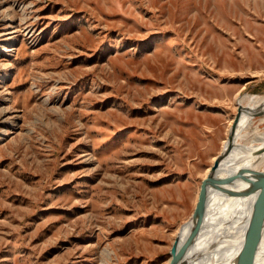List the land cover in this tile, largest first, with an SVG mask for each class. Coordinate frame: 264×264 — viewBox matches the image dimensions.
Returning a JSON list of instances; mask_svg holds the SVG:
<instances>
[{
    "label": "rangeland",
    "instance_id": "1",
    "mask_svg": "<svg viewBox=\"0 0 264 264\" xmlns=\"http://www.w3.org/2000/svg\"><path fill=\"white\" fill-rule=\"evenodd\" d=\"M247 94L264 0H0V264H167Z\"/></svg>",
    "mask_w": 264,
    "mask_h": 264
},
{
    "label": "bare ground",
    "instance_id": "2",
    "mask_svg": "<svg viewBox=\"0 0 264 264\" xmlns=\"http://www.w3.org/2000/svg\"><path fill=\"white\" fill-rule=\"evenodd\" d=\"M11 40L13 43L16 35H12ZM9 77V72L3 74L4 80ZM237 104L241 112L231 149L217 171L220 177L227 176L239 168L245 171L264 169V129L258 128L259 122L264 123V94H247L240 98ZM257 111L262 113L256 114ZM257 115L259 117L255 121ZM11 132L5 128L3 134L8 135ZM226 144L227 139L223 148ZM208 170L209 167L204 177ZM242 183L235 181L236 190L228 194L215 189L208 191L201 229L194 243L185 249L186 260L183 264H262L264 262V227L260 236L252 243L240 245V238L246 224L252 219L253 208L261 196L259 191L246 188V184ZM188 228L187 222L180 224L176 235L179 233L181 240L184 239ZM168 262L169 259L167 264Z\"/></svg>",
    "mask_w": 264,
    "mask_h": 264
},
{
    "label": "water",
    "instance_id": "3",
    "mask_svg": "<svg viewBox=\"0 0 264 264\" xmlns=\"http://www.w3.org/2000/svg\"><path fill=\"white\" fill-rule=\"evenodd\" d=\"M241 108L237 107V112L234 115L233 121L228 129L227 144L215 156L209 170L204 178L201 179L197 200L195 206L185 221L188 223L189 228L184 239L181 240L179 233L174 237L170 246V258L168 264H183L186 260L185 249L189 247L197 239L199 231L202 226L203 214L205 211V204L208 198V191L215 189L220 192L229 193L236 190L234 182L241 181L246 184V188L253 191L260 192V200L257 201L253 210L254 214L252 219L246 224L244 232L241 236L240 245H247L257 239L264 227V169L258 171H245L244 169H237L235 172L220 177L217 171L220 168L221 162L231 149L233 135L235 134V127L240 115ZM262 113L257 111L256 114ZM256 152H254L255 154ZM258 153V152H257ZM184 223V222H183ZM182 223V224H183ZM181 240V241H180Z\"/></svg>",
    "mask_w": 264,
    "mask_h": 264
}]
</instances>
